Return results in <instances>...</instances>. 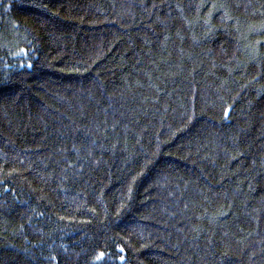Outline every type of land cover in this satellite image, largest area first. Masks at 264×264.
Listing matches in <instances>:
<instances>
[{
    "label": "trees",
    "instance_id": "trees-1",
    "mask_svg": "<svg viewBox=\"0 0 264 264\" xmlns=\"http://www.w3.org/2000/svg\"><path fill=\"white\" fill-rule=\"evenodd\" d=\"M0 264H264V0H0Z\"/></svg>",
    "mask_w": 264,
    "mask_h": 264
}]
</instances>
